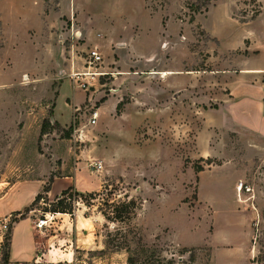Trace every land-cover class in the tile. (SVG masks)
<instances>
[{
	"label": "rangeland",
	"instance_id": "rangeland-1",
	"mask_svg": "<svg viewBox=\"0 0 264 264\" xmlns=\"http://www.w3.org/2000/svg\"><path fill=\"white\" fill-rule=\"evenodd\" d=\"M74 1L19 0L27 22L12 21L19 42L12 52L0 19V198L17 185L11 206H22L33 189L63 172L78 168L82 178L93 175L88 155L105 159L101 172H95L103 175L100 189L65 195H71L67 201L78 216L74 230L70 224L67 229L64 216L45 212L54 196L43 188L44 198L31 210L24 208L38 223L47 221L48 235H57L43 250L50 256L31 264H264V139L242 128L236 106L220 105L243 80L237 75L248 61L243 57L252 52L259 61L260 51L240 46L244 37L248 46L257 37L264 47V16L257 19L264 0H220L217 5V0ZM143 4L158 15L156 28L160 19L169 24L171 66L178 67V56H186L187 89L180 98L171 97L169 107L155 100L156 106L147 108L161 90V79L152 77L148 84L147 73L141 74L135 86L125 88L117 114L132 99H141V107H130L131 114L140 122L147 115L153 119L140 123L136 140L131 123L122 129L114 125L100 157L89 118L110 93L112 65L103 53L101 70L109 74L86 91L73 84L69 71L59 77L53 52L39 55L32 46L24 51L26 27L32 29L42 7V17L71 25L74 16L64 9L74 10L79 25V17L101 9L122 30L124 23L136 22ZM96 20L91 21L99 30ZM83 41L75 43L73 66L80 71L86 70ZM65 83L80 94L73 103L80 101L81 108L71 118L64 103L67 91L58 97ZM56 105L58 118L67 123L56 120ZM237 182L244 185L238 193ZM65 185L61 180L55 189ZM8 199L0 200V213ZM86 214L90 218L84 219ZM14 217L0 215V264Z\"/></svg>",
	"mask_w": 264,
	"mask_h": 264
},
{
	"label": "crops",
	"instance_id": "crops-1",
	"mask_svg": "<svg viewBox=\"0 0 264 264\" xmlns=\"http://www.w3.org/2000/svg\"><path fill=\"white\" fill-rule=\"evenodd\" d=\"M73 2L75 3L74 0ZM219 2L220 0H217L216 5ZM21 9V3L19 0H0V19L2 20V27H4V34L6 33L7 38H10L9 44L12 46L11 52L17 50L19 47V42L15 39V35L17 36V34L11 30L14 26L12 21H18V23L27 22L25 18L22 20ZM64 10L67 11L68 16H74L72 26L71 24H68V22L55 23L54 20L49 21V18H51L52 15H50V17H48L49 15L42 17L43 8H40L39 12L41 17L35 21L32 29L31 27H26L25 24L27 36L24 40L26 42L24 51L27 50V47L30 49V46H32L39 55L43 54V52L48 54L49 52H53L54 64L57 65V69L60 72L58 74L59 77L61 76V72L70 71L72 61L70 58L71 46L69 45H71L72 42H76V31H80V33H82V39H84L82 42V50H87L89 47H98L102 53L105 54L107 62L112 65V70L114 72H111V75L114 79L110 83V93L106 94L107 96L98 108V122L96 125H92L96 130L95 139L98 140L99 143L96 147L98 148L97 154L102 157V155H105L107 135L110 133L114 125L118 124L120 127L119 129H122L125 128V122L131 123L133 126V140H136L135 136L138 134L140 123L150 122L153 119V115L151 117L147 115L140 122V120L131 114L129 110L130 107H141V99H132L130 103L124 105V110H122L120 114H117L118 105L122 102L124 99L123 97L126 94L125 88H132L135 86V83L140 80L142 76L141 74L144 73H147L148 80L152 77H159L161 79L159 81L161 90L158 91L155 89L157 90L158 95L155 94L152 96V103H146V107L149 108L156 106V104H154L155 100H157L158 106L161 104L163 108L169 107L171 97L180 98L183 94L181 92L186 91V77L190 71L187 70L185 66L186 56H178V67L171 66V48L168 47V44L172 43V34L168 29L169 24H164L163 20L160 19V26L159 28H156V19L154 18L158 17V15H154L151 10L146 9L144 4L142 13L136 19V22H133L131 27H129L128 22L124 23L122 25V30H116L115 27H113L111 17L104 10H93L86 14L85 17H79V20L81 21L80 25L75 21L74 10H72V13L70 8ZM263 16L264 7L257 19ZM94 19H97L96 21L102 26L99 27V30L91 21ZM54 28L58 29V31ZM32 32L34 34H32ZM246 38L248 40V37H244L240 48L246 47L247 50L254 48L252 50L260 51L259 61L252 52H248V54L243 57L248 61L245 65L238 68L239 72L237 74L242 77L243 80L230 88L232 97L223 99L224 102L220 105H227L229 108L236 106V108H238L237 121H239L242 128L254 134H258L264 139V47L261 46L262 44L257 37H254L248 46L247 42H245ZM49 41L52 43L51 47L48 46ZM54 41H57V45ZM218 43H220L219 40ZM38 45H40L42 49ZM45 46H47V48L44 50ZM210 72L213 73L216 71L211 70ZM260 77H263L262 81L260 80ZM256 78L259 80L251 82V79ZM152 82L153 80L147 81L148 84H151ZM65 90L67 92L64 96V103L70 108L71 118L73 110H79L81 108L80 101L76 100L75 103H73V98H77L80 94L73 90L68 83H65L62 86L58 97L62 92L64 93ZM152 90L155 92L154 89ZM87 96L88 94H83L84 98ZM91 99H94L93 93L90 95V100ZM135 102H139V104ZM57 114L56 105V120L62 124L67 123L60 121ZM102 118L105 121L103 127L100 126ZM69 121L70 119L68 122ZM100 142H103V144L105 143L103 145L104 147H101ZM87 160H89V164L94 161H101L102 168L100 170H91L93 175L89 178H82L78 168L75 172L68 171L63 172L61 176H55L50 183V191L47 193L48 196H54L55 198L67 189L76 193L85 194L86 192L100 189L102 187L103 175L95 172H101L104 168L103 161L105 159L103 160L88 155ZM64 167L65 163L62 166V170H65ZM61 180L66 181V185L63 186L62 189L56 190L55 187ZM46 185V182H43L39 188L33 189L22 206H11V204L14 203V200H12L13 196L18 188L17 185H14L0 198L1 201L9 198L8 201H6V203L8 202L7 205H4L5 209L1 211L0 215L6 217L7 215L10 216L15 214L18 211L22 212L24 208H27L32 204L36 196L41 193L40 190L42 188L44 189ZM236 192H239L238 182L236 183ZM51 214L52 218H56L59 215L64 216L63 220L66 221L65 225L67 226V229L69 228V224L71 230L76 228L75 221L76 219L78 220L77 214L71 215L69 213L61 212ZM35 216L36 215L33 213L25 214L24 217L18 216V220L13 223L10 233L9 264H31L33 262H38L39 259L43 261L44 257L50 256L49 253L43 252V250L57 235H48V230L44 225L43 227L38 226L37 218ZM67 218H70L72 223H69ZM88 218H90V216L86 214L84 219ZM54 224H58V221H54ZM60 225L61 227L63 226L62 224Z\"/></svg>",
	"mask_w": 264,
	"mask_h": 264
},
{
	"label": "built area",
	"instance_id": "built-area-1",
	"mask_svg": "<svg viewBox=\"0 0 264 264\" xmlns=\"http://www.w3.org/2000/svg\"><path fill=\"white\" fill-rule=\"evenodd\" d=\"M72 26V25H71ZM74 26V24H73ZM72 29V27H71ZM75 36L77 37L76 42L78 43L82 38V33L80 31L75 32ZM71 46V61H72V69L69 71L67 75L71 78L73 81V84L75 86H78L84 90H90L91 87L95 86L96 83L99 81V78L101 76L108 75L109 72L101 70L102 65L104 63V55L102 51L98 47H89L85 52L84 55L81 57L84 58V68L86 70L80 71L76 70L75 66V56H76V50H75V43ZM73 43V42H72ZM99 118V112L98 109L94 110L89 118V124L96 125ZM90 167L96 170H100L102 168V162L101 161H94L91 162ZM238 187H243V183L240 182ZM44 219L39 220L38 226L42 227V222Z\"/></svg>",
	"mask_w": 264,
	"mask_h": 264
},
{
	"label": "trees",
	"instance_id": "trees-1",
	"mask_svg": "<svg viewBox=\"0 0 264 264\" xmlns=\"http://www.w3.org/2000/svg\"><path fill=\"white\" fill-rule=\"evenodd\" d=\"M103 101V100H102ZM119 106H121V103L118 105V108ZM49 124V122H48ZM42 134H45L47 131L45 129V125H43L42 127ZM201 170V168L199 169ZM198 170V171H199ZM50 191V184H47L45 187H44V193H48ZM71 191L70 189H67L65 190L62 194L60 195H57L55 198H54V203H51V207L50 208H46L45 209V212H51V213H57V212H61V213H69L71 215L74 214V207H73V204L72 202H68L67 200L70 198V200H72V197L71 195H69L70 197H66L65 195ZM39 193L36 198L34 199V201L32 202V204L26 208V210H31L36 204L37 202L41 199V198H44L43 197V194L44 193ZM129 202H134L135 203V200H130ZM15 217L12 221V224L10 226V229H9V237H8V246H7V249L6 251L3 253L2 255V263L3 264H9V252H10V233H11V230H12V225L14 222H16L18 220V216H21V217H24L25 216V212H21V211H18L17 213L14 214ZM7 238V237H6ZM171 263H173L172 261H170Z\"/></svg>",
	"mask_w": 264,
	"mask_h": 264
},
{
	"label": "bare ground",
	"instance_id": "bare-ground-1",
	"mask_svg": "<svg viewBox=\"0 0 264 264\" xmlns=\"http://www.w3.org/2000/svg\"><path fill=\"white\" fill-rule=\"evenodd\" d=\"M243 186H244V185H243ZM242 188H243V187H239V189H241V190H242ZM46 222H47V221L44 220L42 223L45 224Z\"/></svg>",
	"mask_w": 264,
	"mask_h": 264
}]
</instances>
